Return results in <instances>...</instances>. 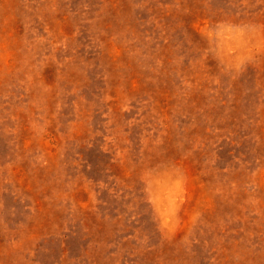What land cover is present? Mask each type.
Wrapping results in <instances>:
<instances>
[{"label":"rangeland","instance_id":"374dc122","mask_svg":"<svg viewBox=\"0 0 264 264\" xmlns=\"http://www.w3.org/2000/svg\"><path fill=\"white\" fill-rule=\"evenodd\" d=\"M0 264H264V0H0Z\"/></svg>","mask_w":264,"mask_h":264}]
</instances>
